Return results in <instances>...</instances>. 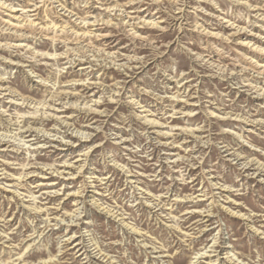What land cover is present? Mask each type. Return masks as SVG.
Returning a JSON list of instances; mask_svg holds the SVG:
<instances>
[{
	"label": "rangeland",
	"instance_id": "rangeland-1",
	"mask_svg": "<svg viewBox=\"0 0 264 264\" xmlns=\"http://www.w3.org/2000/svg\"><path fill=\"white\" fill-rule=\"evenodd\" d=\"M263 64L264 0H0V264H264Z\"/></svg>",
	"mask_w": 264,
	"mask_h": 264
},
{
	"label": "bare ground",
	"instance_id": "bare-ground-1",
	"mask_svg": "<svg viewBox=\"0 0 264 264\" xmlns=\"http://www.w3.org/2000/svg\"><path fill=\"white\" fill-rule=\"evenodd\" d=\"M11 8V7H10ZM64 9V8H63ZM37 10V9H36ZM34 11V10H33ZM26 12V11H25ZM36 12V11H35ZM38 15V14H37ZM18 17V16H17ZM21 17V16H20ZM25 17H26V15H25ZM138 18V17H137ZM141 18V17H140ZM21 19V18H20ZM132 19V18H131ZM130 19V20H131ZM24 20V19H23ZM28 21V23H31V24H34V21L32 20V19H29V20H27ZM99 21H101L100 19H98L97 17L95 18V20H94V23L95 22H99ZM26 22V21H25ZM70 22V21H69ZM106 22V21H105ZM152 22V21H151ZM27 23V22H26ZM105 24V23H104ZM130 24V23H129ZM140 24V23H139ZM25 25V24H24ZM29 25V24H28ZM97 25V24H96ZM22 26V25H21ZM48 26V25H47ZM56 26V25H55ZM26 27V26H25ZM62 27V26H61ZM27 28V27H26ZM31 28V27H30ZM44 27H42V29H43ZM57 28V27H56ZM88 28V27H87ZM25 29V28H24ZM49 28H44V30H48ZM89 29V28H88ZM135 29H136V27H135ZM23 30V29H22ZM89 31V30H88ZM87 31V32H88ZM67 32V31H66ZM73 32V31H72ZM97 33V32H96ZM66 34V33H65ZM50 35V34H49ZM62 35V34H61ZM80 35H81V33H80ZM80 35H78L79 37H81V39L82 38H86V36H88L89 35V33H85L84 34V37H83V35L82 36H80ZM77 36V35H76ZM138 36V35H137ZM57 37V36H56ZM70 38V37H69ZM90 38V37H89ZM80 39V40H81ZM91 39V38H90ZM87 40V39H86ZM264 65V64H263ZM122 66V65H121ZM11 98H13L14 99V97H11ZM12 99V100H13ZM100 99V98H99ZM98 101V100H97ZM94 103V102H93ZM98 103V102H97ZM87 104V103H86ZM16 106V105H15ZM83 106V105H82ZM88 109H90L91 111H93L94 109H93V106H88L87 107ZM57 109V108H56ZM87 109V110H88ZM59 110L57 109L56 111H55V113L54 114H48V117L50 118V117H52L53 119H56V117H57V112H58ZM81 111H82V109H81ZM6 112V111H5ZM93 112H95V111H93ZM29 113H31V112H29ZM36 113V112H35ZM44 113V112H43ZM62 113V112H61ZM32 114V113H31ZM29 115V114H28ZM33 116H35V115H33ZM4 117V116H3ZM16 117V116H15ZM62 117V116H61ZM60 117V119H62ZM20 118H22V120H20ZM29 118V116H26L24 113H19V115L16 117V124L19 126V130H20V132H19V134H18V136L19 135H21L20 136V139H18V140H20V142L21 141H25L24 140V138H26V137H31L32 136V133H30V132H36V130H34L33 129V127L30 125V126H27L26 127V122L29 120L28 119ZM57 119H59V118H57ZM56 119V120H57ZM70 120V118H66L65 120H63L62 119V121L60 120H58L59 121V123H62V125L64 124V123H67L66 121L67 120ZM145 119H147L146 117H145ZM12 120V119H11ZM148 123H150V124H154L155 122L154 121H152V120H150V119H147L146 120ZM22 123H24L23 125H22ZM15 124V125H16ZM69 124V123H68ZM70 126V125H69ZM41 130V129H40ZM27 133H30V135L29 136H25V134H27ZM47 134H49V132L47 133ZM51 134V133H50ZM10 136V135H9ZM17 136V138H19ZM50 136V135H49ZM5 137V136H4ZM8 137V136H7ZM16 138V139H17ZM21 138H23V139H21ZM5 138H2L1 139V142H2V140H4ZM5 141V140H4ZM26 143H24L23 145H25ZM22 145V144H21ZM250 164V163H249ZM65 166V165H64ZM67 166V168L68 167H71L70 165H66ZM33 196V195H32ZM34 197V196H33ZM95 204V203H94ZM98 207H100V206H98ZM101 208V207H100ZM35 209V208H34ZM105 210V208H103V211ZM77 213V212H76ZM106 214H108L110 217H115V218H117L118 219V217H119V215L117 214L116 215V213L117 212H113L112 210H107L106 212H105ZM73 214V213H72ZM78 215V214H77ZM76 215V216H77ZM207 216H210V214L208 215L207 214ZM72 219V218H71ZM64 220V219H63ZM212 220V219H211ZM120 221H123L124 222V224H125V226H127V228H129L130 230H132V233H134V234H137V235H139L140 234V232L138 231V230H136V228H134V227H130L127 223H125V221L124 220H122V219H120ZM206 221H210V219H208V220H206ZM80 244V243H79ZM86 246V245H85ZM85 249V248H84ZM212 261V260H211ZM209 264H214L213 262H210Z\"/></svg>",
	"mask_w": 264,
	"mask_h": 264
}]
</instances>
